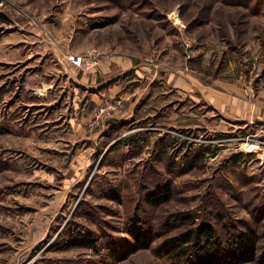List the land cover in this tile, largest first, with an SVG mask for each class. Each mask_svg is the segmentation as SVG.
Instances as JSON below:
<instances>
[{
	"label": "rangeland",
	"instance_id": "374dc122",
	"mask_svg": "<svg viewBox=\"0 0 264 264\" xmlns=\"http://www.w3.org/2000/svg\"><path fill=\"white\" fill-rule=\"evenodd\" d=\"M202 222L264 264V0H0V264H176Z\"/></svg>",
	"mask_w": 264,
	"mask_h": 264
},
{
	"label": "trees",
	"instance_id": "16d2710c",
	"mask_svg": "<svg viewBox=\"0 0 264 264\" xmlns=\"http://www.w3.org/2000/svg\"><path fill=\"white\" fill-rule=\"evenodd\" d=\"M169 195V185L163 183L146 192L144 199L150 206H156ZM132 233L137 241L142 237L139 229ZM71 235L69 245L94 246L91 233L78 230ZM228 237L223 241L210 223L202 222L185 232L164 236L156 249L176 264H241L253 259L258 243L255 230L247 228L231 232Z\"/></svg>",
	"mask_w": 264,
	"mask_h": 264
},
{
	"label": "built area",
	"instance_id": "2783aa9c",
	"mask_svg": "<svg viewBox=\"0 0 264 264\" xmlns=\"http://www.w3.org/2000/svg\"><path fill=\"white\" fill-rule=\"evenodd\" d=\"M67 59L69 60V62L76 64V65H79L82 63L84 58L81 55L68 54Z\"/></svg>",
	"mask_w": 264,
	"mask_h": 264
},
{
	"label": "crops",
	"instance_id": "0c3cea01",
	"mask_svg": "<svg viewBox=\"0 0 264 264\" xmlns=\"http://www.w3.org/2000/svg\"><path fill=\"white\" fill-rule=\"evenodd\" d=\"M66 61V60H65Z\"/></svg>",
	"mask_w": 264,
	"mask_h": 264
}]
</instances>
